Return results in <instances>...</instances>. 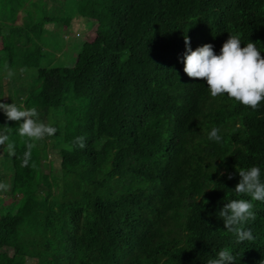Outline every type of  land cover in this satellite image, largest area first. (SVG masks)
Listing matches in <instances>:
<instances>
[{"label":"trees","instance_id":"trees-1","mask_svg":"<svg viewBox=\"0 0 264 264\" xmlns=\"http://www.w3.org/2000/svg\"><path fill=\"white\" fill-rule=\"evenodd\" d=\"M24 1L27 26L0 23V77L35 73L13 101L1 92L5 78L0 93L58 131L30 141L17 131L22 121L0 112L15 145L13 157L3 147L0 183L10 187L0 196L19 193L8 204L0 197V264H207L225 248L234 264H261L264 201H251V241L238 242L219 211L251 200L234 191L239 170L257 166L264 182V101L253 110L226 94L213 98L206 81L184 73L182 57L185 36L192 50L210 43L218 55L229 34L264 56V0H76L71 17L60 5L67 30L76 15L94 32L78 51L70 43V66L56 56L64 38L41 45L45 25L57 22L46 1L0 0V20ZM213 127L220 142L208 139ZM81 136L83 149L74 143Z\"/></svg>","mask_w":264,"mask_h":264},{"label":"clouds","instance_id":"clouds-1","mask_svg":"<svg viewBox=\"0 0 264 264\" xmlns=\"http://www.w3.org/2000/svg\"><path fill=\"white\" fill-rule=\"evenodd\" d=\"M186 52L182 57L184 73L192 79L204 80L213 98L226 94L229 99L250 107L258 109L264 101V56L257 48L256 43L248 42L241 46L239 34H229L228 39L223 43L220 53L217 55L210 43L192 50L190 38L184 37ZM13 73L8 72L11 77ZM0 110L3 111L8 121L20 122L17 131L21 137H27L30 141H40L45 137L54 136L58 129L39 120V113L35 107L22 108L15 103H0ZM12 128L3 126L0 130V145H5L9 157L15 156V145L9 142ZM219 129L213 127L208 134L209 140L221 141L218 135ZM75 144L83 149L84 137H77ZM34 143H27L22 167L29 165L31 150ZM4 148V149H5ZM240 180L234 191L238 194H246L251 200H231L224 204L219 211V216L224 221L226 230L237 237L238 242L254 239L250 229H245L249 220H255V213L252 211L251 201H264V182L261 181V170L253 166L247 170L238 171ZM232 179V175L228 176ZM10 186L0 183V190L7 191ZM207 264H234V256L228 249L218 252L217 258L207 261ZM264 264V261H261Z\"/></svg>","mask_w":264,"mask_h":264},{"label":"rangeland","instance_id":"rangeland-1","mask_svg":"<svg viewBox=\"0 0 264 264\" xmlns=\"http://www.w3.org/2000/svg\"><path fill=\"white\" fill-rule=\"evenodd\" d=\"M33 1H36V0H33ZM43 1L47 2L46 3L47 4V8L45 9L46 10V14H47L46 16H48V17H56V21L57 22H56V24L48 23V24L45 25L46 28H48V30H50L49 32L53 33L54 36H51L50 33L45 35V37L41 41V45L44 46L45 45L44 43L46 42V44L50 43L52 45V47H54L55 45L60 46V44L62 42L61 40H62V38H64L65 45H63L61 47V49H60L61 52L60 51L59 52L56 51L57 52L56 53L54 51V53H56V56H58V57L62 56V55L64 56V57L61 58L63 60V62H62L63 66L73 65V58L76 55L75 51L79 50V48H80V46H81V44L83 42H85V43L91 42L92 39H93L94 32H92V31H88L87 32V30H88L87 28L89 26V22L84 21V23L82 24L83 20L82 21L79 20L78 23H76L78 18H79L76 15L73 16L74 17L73 20H68L69 21V25H68L69 27H68V30H67V26L65 25V20L62 19V18H65L67 16H65L63 14V12L60 11L61 8L59 6L62 5V7L65 10V12L68 15V17H71L69 15L74 14L76 12V10H75L76 0H43ZM52 2L57 3V4L52 6ZM55 6H57V7H55ZM30 10H31V8H30L28 2L24 1L23 3L15 4V6L13 7V9H12L10 15H9V19L8 18L6 19V12H4L3 15L1 16L0 23H2L3 26L9 24L10 26L25 27V26H27L29 24ZM75 19H77V20H75ZM81 24H82V26H81ZM76 25H77V27H76ZM71 30H73V31H71ZM74 30H76V31H74ZM30 36L32 38H34V34H30ZM22 40H23L22 38H20V37L18 38V42H19L20 45L24 44V42ZM33 40H34V42L36 44L37 43L36 39H33ZM67 42L69 44H66ZM70 43L72 45L74 44L73 49L76 48V50L74 52L69 49L70 48ZM25 45H26V43H25ZM43 50L45 51V50H48V49H47V47H43ZM56 63H57L56 61H52V63H50L49 65L52 67V66H55ZM42 65H44V64H42ZM44 66H46V63H45ZM10 71L13 73V75L11 77L8 76V72L9 71H5L4 73H1V74H3L2 76H6V78L5 77H0V82L2 81L1 78H5L6 79L7 88L5 86H3V90L1 92L2 93H7V91H8V94H7L8 95V100L11 102V101H13V99H14V97L16 95L15 88L18 89L19 88V84H20V82L22 83V81H26V84L28 83V81H32V78H28V77H29V74H31L35 70H27V71H29L28 74L22 72V70H20L19 68H14V69H12ZM17 82H18V84H17ZM4 85H5V83H4ZM2 93H0V98L2 96H4L5 98H3L4 100L1 101V102L2 103H6L7 102L6 94L3 95ZM0 112H3V111L0 110ZM49 142H50V140L49 141L46 140V143H49ZM3 147H5V146L4 145H0V159L2 157H5V156H3L4 155L3 153L5 151V150H3L4 149ZM53 155L54 154L49 153L46 156L47 159L43 160L42 163L45 164L46 166H48V162L52 161L53 158L55 159V157ZM0 167H2L1 162H0ZM56 167H57V164H56ZM43 180L45 182L47 180H49L48 176L45 175L43 177ZM18 194H19L18 192H12V194H10V196L1 195L0 197L3 199L5 204H8V202L11 199H14L16 196H18Z\"/></svg>","mask_w":264,"mask_h":264}]
</instances>
